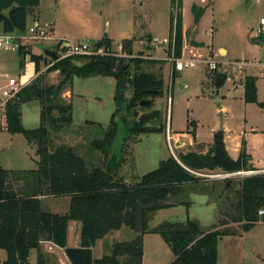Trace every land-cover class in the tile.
Instances as JSON below:
<instances>
[{
	"label": "trees",
	"instance_id": "trees-1",
	"mask_svg": "<svg viewBox=\"0 0 264 264\" xmlns=\"http://www.w3.org/2000/svg\"><path fill=\"white\" fill-rule=\"evenodd\" d=\"M40 3L41 0H0L3 32L25 34L30 27L29 16L36 15ZM182 9L183 0H171L169 35L175 36L177 57L182 55L184 46ZM206 9V6L192 5L195 23L201 20ZM94 44L105 48V52L69 56L58 61L47 53L26 50L23 45L18 50L23 57L30 55L38 75L6 103L5 125L0 129L22 133L38 158L34 170L6 169L0 165V249L7 254L3 264H32L34 250L37 264H51L52 257L44 247L50 244L66 248L71 221L81 224L80 247L85 248H93L99 241L103 243L111 231L123 227L135 232L130 241L104 242L102 250L106 252L94 258L93 264H143L147 233H158L169 245L174 254L169 264H218L219 240L234 232L231 224L240 223L243 230L248 231L264 222V214L260 213L264 210V169L250 164V155L244 148L234 159L227 150L224 131L218 129L206 153L180 152L178 159L171 155L162 160L157 169L128 183L118 174L122 149L128 146L126 142H136L143 134L165 129L163 112L151 108L155 98L164 93L162 74L144 70V66L161 60L135 56L132 38L122 43L121 52L113 49L112 40L107 36ZM51 63L46 71H59L62 79L57 85H44L42 72H39L43 64ZM207 75L216 90L227 79L226 73L217 70ZM93 76L115 78L117 108L104 136L91 142V148L104 155L103 164L89 167L73 145L60 144L54 137L73 123L72 100L66 103L62 99L66 84L74 77ZM172 77H176L174 71ZM244 87L246 102L264 106V102L259 101L255 76L245 77ZM129 88L131 96L126 97ZM32 100H39L41 105L40 126L28 129L22 123V106ZM145 100H150V104L141 105ZM191 133L196 136L194 130ZM121 134L124 135L121 137ZM247 167L260 172L243 177L239 183L233 177H225L222 184L196 174L204 170L230 174L247 170ZM194 184H204L200 188L203 192L208 191L220 199L214 229L205 232L198 220L190 218L185 222L164 221L151 228L150 221L157 211L180 203L191 204L189 201L177 203V197L190 189L196 190ZM64 197L70 199L65 213L44 209L45 200Z\"/></svg>",
	"mask_w": 264,
	"mask_h": 264
},
{
	"label": "rangeland",
	"instance_id": "rangeland-1",
	"mask_svg": "<svg viewBox=\"0 0 264 264\" xmlns=\"http://www.w3.org/2000/svg\"><path fill=\"white\" fill-rule=\"evenodd\" d=\"M142 1L41 0L39 7L40 19L52 20L57 31L73 42L93 44L107 36L112 40L113 49L121 52L122 43L132 38V51L135 56L161 60L157 64L144 66V70L161 73L164 80V93L155 98L151 107L163 112L164 132L143 134L136 142L127 141L128 146L122 149L123 159L118 170L119 176L132 184L141 176L157 169L160 162L171 154L177 157L180 153L177 149L179 146L175 144L173 138L169 142L166 136L170 129L173 137L176 133H189L196 129L202 139L209 140L214 129L222 128L226 117L230 122V131L227 134L230 145L232 146V138L240 140L242 147L249 148L255 165L264 166V106L246 102L244 99V78L246 75H253L258 78L259 100L264 102V42L256 37L260 20L264 18V0H183L185 31L194 32V39L203 45L192 46L190 43L192 36L189 34L188 43L184 37L180 57L176 56L175 48L166 42L170 37L171 0H144V6H141L142 15L145 19L150 14V18L147 22V31L140 26L143 23H140L139 29L142 30L140 33L138 28L137 31L135 29L133 11L136 4L140 8ZM193 4L207 7L198 23L194 22ZM33 19L34 16L30 15V24L33 23ZM142 34L144 39L141 41L139 36ZM31 41L33 40H27L23 44L26 50H32V46L27 44ZM51 43L53 42H47L48 47H51ZM221 48L227 52L221 51ZM20 56L19 51L0 49V62L7 60L5 64L7 66L4 69L0 67V73L5 70L11 75L18 76L20 65H23L22 61L17 62ZM190 58L202 60V63L199 61L195 67L177 72L176 61ZM208 62L209 64L216 62L217 68L209 69ZM212 70L227 74V79L219 90L215 89L207 75ZM173 71L176 73L174 79ZM42 76L44 85H57L62 79L59 71H44ZM7 84V81L0 82V93ZM115 93L116 80L110 76L74 77L66 84L62 93L63 101L68 103L72 100L73 123L69 128L57 133L54 140L60 144L73 145L75 151L85 158L89 167L103 164L104 155L92 149L91 142L104 136L111 116L117 108ZM130 96L129 88L126 89V97ZM40 111L39 100L23 104L22 123L25 128L34 129L40 126ZM3 120L4 118H0V128L3 127ZM123 135L121 134V137ZM37 158L33 146L22 133L0 129L2 167L34 170L37 168L35 162ZM258 172L260 171H253L252 174ZM201 173L209 175L210 181L217 180L224 184L226 173L218 170L212 172L204 170ZM245 176L248 175L241 174L233 178L239 183ZM202 185L204 184H194L196 190L190 189L185 195L177 197V203L189 201L190 205L180 203L157 211L150 221V227H156L164 221L185 222L190 218L198 220L205 232L214 229L218 223L220 199L208 191L203 192L200 189ZM65 198L68 197L57 199L54 203L53 198H50V201L45 200L46 204L43 207L52 212L65 213L68 203V199ZM230 228L234 232L219 240L218 264H264V222H259L248 231H244L240 223L231 224ZM134 236L133 230L123 227L121 230L111 231L103 240L110 244L113 241H130ZM104 242L96 249V258L106 252L102 250ZM45 249L49 252L47 247ZM62 250L64 248L61 251L60 249L50 251L51 264H62L60 257L62 259L64 256L67 262L64 263L70 264ZM144 250L143 264H169L174 259L171 248L158 233L144 235ZM6 257L5 250L0 249V259ZM31 262L37 264L35 250L31 254Z\"/></svg>",
	"mask_w": 264,
	"mask_h": 264
},
{
	"label": "crops",
	"instance_id": "crops-1",
	"mask_svg": "<svg viewBox=\"0 0 264 264\" xmlns=\"http://www.w3.org/2000/svg\"><path fill=\"white\" fill-rule=\"evenodd\" d=\"M146 1V0H145ZM146 3V2H145ZM141 6H144V0L142 1V3H140V8L139 7H137V4H136V6H135V8H134V11H133V20H134V22H135V29H136V31H137V28L139 29V27L140 26H143L144 28H146V31H147V27H148V23L147 22H149V18H150V14H148V16H147V18H145L146 19V21H145V19H144V17H143V15H142V9H141ZM150 5H149V2H148V8L150 9V7H149ZM38 12L36 13V15H31L32 17L34 16V19H33V23H29V21H28V24H29V26H32L34 23H36V22H38V23H41V24H45V23H51V24H53V27H54V29H53V31H52V34H53V36H55L56 38H67V36L66 35H64V36H62L61 35V33H59L58 31H57V28H56V26H55V24H54V22L52 21V20H50V21H46V20H44V21H42L40 18H41V14H40V11H39V9L37 10ZM143 23L142 25H140V23ZM140 25V26H139ZM139 31H140V33H142V30H140L139 29ZM184 31H185V26H184ZM187 32H188V34H190L191 36H192V40H191V42H199V41H197V40H195L194 39V32H189L188 30H186ZM4 32H3V30H2V25L0 24V34H3ZM184 34H185V32H184ZM136 36L137 35H135V38H136ZM140 38H141V41L144 39V34H142V35H140L139 36ZM139 38V39H140ZM69 39V38H68ZM190 42V43H191ZM36 43V42H35ZM35 43L33 42V41H31L30 43H27L30 47L32 46V52L33 53H35V54H38V53H41V52H44V48L45 49H50V50H52V48H53V46H54V44L53 43H51L52 45H51V47H48V44H47V41H45V42H39V41H37V44L35 45ZM160 45H161V43H160ZM191 45H192V43H191ZM193 46V45H192ZM194 47H195V45H194ZM196 47H199V46H196ZM115 51H117V52H119V50H116V49H114ZM221 51L222 50H224L225 51V53L227 52L226 51V49H224V48H221L220 49ZM45 53V52H44ZM22 61L21 62V64H23V65H20V70H19V75L18 76H15V77H17L18 79H22L23 81H25V80H30V81H32L37 75H38V72H36V68H35V62L34 61H32L31 60V57H30V55L29 54H26L24 57L23 56H20L18 59H17V62L18 61ZM6 62H7V60H6ZM6 62L5 61H1L0 62V67L2 68V69H4L5 68V66H7V65H5L6 64ZM19 64H20V62H19ZM53 63H51V64H49V65H42V68H41V71L39 72V73H41V72H44V71H46L48 68H49V66H51ZM186 69V68H185ZM6 71H9V70H6ZM52 72H58V71H52ZM177 72H182V71H177ZM10 74V73H8V72H5V70H3V71H1V74ZM11 75V74H10ZM16 75H17V73H16ZM11 76H14V74L13 75H11ZM247 76H253V75H246L245 77H247ZM256 77V76H255ZM257 78V77H256ZM258 79V78H257ZM244 80H245V78H244ZM5 81H7L6 80V78L5 77H1L0 78V82H5ZM235 81H237V80H232V82H235ZM240 82H242V80L240 81ZM236 83H238V82H236ZM229 94H231V92L229 91ZM260 101V100H259ZM262 102V101H261ZM230 122H229V118L228 117H226L225 119H224V124L221 126L222 128H220V129H222L223 131H224V134H225V143H226V147H227V150H228V152H229V154L234 158V159H237L238 157H239V155H240V153H241V151L243 150V148L246 150V152L250 155V164H252V166L254 167V168H257V169H264V166H261V167H258L257 165H255V162H254V158H253V156L251 155V153L248 151L249 150V148L248 147H242V145H241V143H240V140H235V138H232L231 140V144H232V146L230 145V142H229V138H228V136H227V134H228V132L230 131ZM170 129V128H169ZM216 130H218V129H214L213 130V135H214V132L216 131ZM254 130H256V129H254ZM192 131V130H191ZM190 131V132H191ZM195 131V137L192 135V133H176L175 134V136L173 137V135H172V133H170V136H171V138H173L174 140H175V144L177 145V146H179L177 149L180 151V152H187V151H190V150H200V151H202L203 153H206L207 152V150L210 148V146H211V144H212V142H213V135H212V138H210L209 140H204V139H202V137H201V135L198 133V131L195 129L194 130ZM170 132H171V129H170ZM166 136H167V139H168V135H167V133H166ZM199 145H203V146H199ZM199 146V147H198ZM172 155V154H171ZM177 159H178V157H176ZM35 162H36V159H35ZM7 169V168H6ZM60 199V198H59ZM58 199V200H59ZM65 199H68V203H67V205H66V208H65V212L68 210V207H69V201H70V199L69 198H65ZM48 201H50L49 199H47ZM57 199H55V200H52L53 201V203L56 201ZM52 203V204H53ZM46 204V203H45ZM51 206V205H50ZM57 213H59V212H57ZM122 229V228H121ZM121 229H119V230H121ZM80 231H81V224L79 223V222H76V221H71L70 222V224H69V230H68V246H71V247H80ZM117 231V230H116ZM72 234L74 235V239L72 240ZM101 242L102 241H99L98 242V244L95 246V247H93L92 249H93V251H94V258H96V254H95V252H96V249L100 246L101 247ZM48 248L47 250H49V253H50V251H53V252H55V251H58L59 249H60V251H61V249L62 248H60V247H55V246H53V245H50V244H48L47 246H45L44 248ZM46 250V249H45ZM101 250V249H100ZM62 251H64V250H62ZM65 253V252H64ZM63 252H62V255L64 254ZM55 255H56V253H55ZM66 255V254H65ZM64 256V255H63ZM52 257V256H51ZM65 257V256H64ZM62 258L61 259V257H60V260L62 261V264H65L64 262H66L65 261V258ZM52 259V258H51ZM5 261V259H0V264H3V262ZM32 263V262H31ZM67 263V262H66Z\"/></svg>",
	"mask_w": 264,
	"mask_h": 264
},
{
	"label": "built area",
	"instance_id": "built-area-1",
	"mask_svg": "<svg viewBox=\"0 0 264 264\" xmlns=\"http://www.w3.org/2000/svg\"><path fill=\"white\" fill-rule=\"evenodd\" d=\"M54 27L51 23H34L32 26L29 27L28 31L25 34L22 35H16V34H0V49L5 50H12V51H18L20 46H22L27 40H33V41H39V42H53L54 46L52 48L53 51H55L57 57L56 61L61 60L63 58L69 57V56H77V55H83V54H103L105 52V48L100 47L98 48L94 43H87V42H73L69 40L68 38H56L53 36L52 31ZM259 40H262L264 42V18H261L260 20V27L257 29V36ZM174 39L175 36H170L166 42L167 45L172 46L174 48ZM176 61V60H175ZM199 61L202 63V60H198L195 58L190 59H178L175 64V69L177 71H183L185 68L189 67H195ZM204 63V62H203ZM209 69H216L217 63L216 62H208ZM5 77L8 84L1 89L0 93V115L1 119L4 118L2 125H5V113H4V107L6 103L17 96L19 91L26 85H28L31 81L22 79H18L15 76H11L10 74H1L0 78ZM37 77V76H36ZM35 77V78H36ZM171 102V97L169 96V103ZM168 140L171 141L170 131L168 132ZM170 145V143H169ZM171 146V145H170ZM171 151L173 149L171 148ZM253 171L250 170H243L235 173H226L224 175L225 177H233L238 176L241 174L246 175H252ZM197 175L209 177L207 174H202L196 172ZM261 214H264V210L260 211Z\"/></svg>",
	"mask_w": 264,
	"mask_h": 264
},
{
	"label": "water",
	"instance_id": "water-1",
	"mask_svg": "<svg viewBox=\"0 0 264 264\" xmlns=\"http://www.w3.org/2000/svg\"><path fill=\"white\" fill-rule=\"evenodd\" d=\"M184 37L185 41L188 43L189 34L187 31H185ZM43 50L54 58L57 57L55 51L45 48ZM150 102V100H145L141 102V105H148ZM64 252L70 264H93L94 262V251L92 248L67 246L64 248Z\"/></svg>",
	"mask_w": 264,
	"mask_h": 264
}]
</instances>
